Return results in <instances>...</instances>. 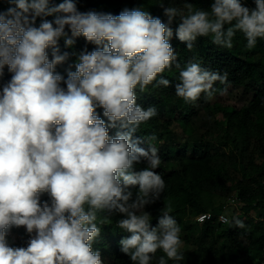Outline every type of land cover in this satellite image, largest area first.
I'll use <instances>...</instances> for the list:
<instances>
[{
  "label": "clouds",
  "instance_id": "1",
  "mask_svg": "<svg viewBox=\"0 0 264 264\" xmlns=\"http://www.w3.org/2000/svg\"><path fill=\"white\" fill-rule=\"evenodd\" d=\"M251 2L210 0L204 9L161 0L165 20L142 5L114 15L81 11L79 0H0L9 5L0 7V264H104L93 244L117 215L116 227L129 233L120 251L131 264H153L158 251L157 264L184 261L171 205L162 202L156 217L146 210L167 185L157 135H135L159 115L137 92L172 87L163 74L175 68L174 94L186 104L226 96L228 73L195 59L182 65L171 41L192 51L198 38L211 37L232 49L240 34L253 50L264 40V0ZM80 37L78 53L61 51V40L72 48ZM72 55L65 76L57 66ZM218 219L247 230L238 216ZM13 228L25 229L23 245L9 241Z\"/></svg>",
  "mask_w": 264,
  "mask_h": 264
},
{
  "label": "trees",
  "instance_id": "2",
  "mask_svg": "<svg viewBox=\"0 0 264 264\" xmlns=\"http://www.w3.org/2000/svg\"><path fill=\"white\" fill-rule=\"evenodd\" d=\"M160 2L79 0L78 8L116 15L125 7L142 5L153 16L166 20L158 6ZM191 2L196 8L207 9L210 5V0ZM8 6L0 5L4 9ZM165 6L169 4L166 2ZM175 6L182 8L181 0H175ZM248 6L255 5L249 0ZM171 43L182 65L195 59L211 71L227 72L230 88H241L244 94H250V99L241 107L214 106L203 96L196 105L186 104L174 94L179 77L175 68L163 74L172 81V87L149 86L145 93L137 92L138 103L145 108L156 106L159 115L141 124L135 135H157L155 143L162 159L158 171L167 185L162 201L146 210L156 217L162 202L171 205V214L181 226L184 241V261L179 264H261L260 256L264 251V40H258L253 50L245 47L246 41L240 34L232 49L212 44L211 37L198 38L192 51L175 37ZM84 46L83 37L77 38L72 48H66L63 40L60 41L62 52L78 53ZM93 47L88 45L89 50ZM75 59L72 55L67 64L57 66V71L66 76L68 65H74ZM9 78L5 69L4 79ZM214 87L223 85L217 82ZM98 111L102 115V110ZM114 131L110 130V134ZM141 146L147 147V143ZM233 199H236L234 204ZM231 204L234 210L228 214ZM205 213H211L213 218L197 223V216ZM221 213H226L230 219L238 216L247 230L221 224L218 221ZM120 218L114 216L111 225L102 228L101 236L93 244L94 249L101 252L104 264H131L130 258L120 251V239L129 235L116 227L115 221ZM27 239L24 228H13L9 234V241L17 246ZM161 255H164L162 251L156 253L153 264H157Z\"/></svg>",
  "mask_w": 264,
  "mask_h": 264
},
{
  "label": "rangeland",
  "instance_id": "3",
  "mask_svg": "<svg viewBox=\"0 0 264 264\" xmlns=\"http://www.w3.org/2000/svg\"><path fill=\"white\" fill-rule=\"evenodd\" d=\"M54 3H59L61 2L60 0H53ZM228 94L226 96H221L219 95V93H217L214 97V99H212L210 102L214 105V106H218V105H233L235 107H241L244 104H246L249 99H250V94L246 95L243 93V90L241 88H229L228 89ZM234 210V207L230 206V208H228L227 213L229 214L230 212H232ZM226 214V213H225Z\"/></svg>",
  "mask_w": 264,
  "mask_h": 264
},
{
  "label": "built area",
  "instance_id": "4",
  "mask_svg": "<svg viewBox=\"0 0 264 264\" xmlns=\"http://www.w3.org/2000/svg\"><path fill=\"white\" fill-rule=\"evenodd\" d=\"M263 185H264V183H263ZM231 203H236V199H233L232 201H231ZM226 208V207H225ZM211 216V219L213 218V215L211 214V213H205V214H201V215H199V216H197V218H196V222L197 223H203V222H205V221H208V220H211V219H207V217L208 216ZM221 215H225V216H227V214H225V213H221L219 216H218V218L221 216ZM203 218V219H202ZM218 221H219V219H218ZM220 222V221H219ZM221 223V222H220ZM221 224H223V223H221ZM260 263L261 264H264V251L261 253V256H260Z\"/></svg>",
  "mask_w": 264,
  "mask_h": 264
}]
</instances>
